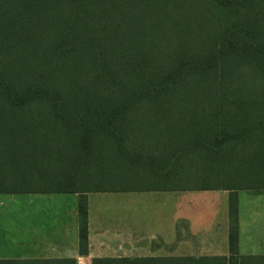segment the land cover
Segmentation results:
<instances>
[{
    "label": "trees",
    "instance_id": "1",
    "mask_svg": "<svg viewBox=\"0 0 264 264\" xmlns=\"http://www.w3.org/2000/svg\"><path fill=\"white\" fill-rule=\"evenodd\" d=\"M2 8L0 194L79 195L85 255L88 194L227 191L229 257L169 262L264 264L238 255L236 196L264 191V0Z\"/></svg>",
    "mask_w": 264,
    "mask_h": 264
},
{
    "label": "crops",
    "instance_id": "2",
    "mask_svg": "<svg viewBox=\"0 0 264 264\" xmlns=\"http://www.w3.org/2000/svg\"><path fill=\"white\" fill-rule=\"evenodd\" d=\"M239 192L238 255L264 257V196ZM229 197L222 190L88 194V249L81 255L79 195L0 194V261L179 264L169 260L228 258Z\"/></svg>",
    "mask_w": 264,
    "mask_h": 264
},
{
    "label": "rangeland",
    "instance_id": "3",
    "mask_svg": "<svg viewBox=\"0 0 264 264\" xmlns=\"http://www.w3.org/2000/svg\"><path fill=\"white\" fill-rule=\"evenodd\" d=\"M6 1L7 4L2 5V3H0V7L2 6L3 8L1 10L7 14L9 10V4L12 0H6ZM239 194L241 196H256V195L264 196V191H241L239 192Z\"/></svg>",
    "mask_w": 264,
    "mask_h": 264
}]
</instances>
